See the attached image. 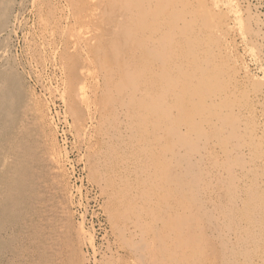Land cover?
Wrapping results in <instances>:
<instances>
[{
	"label": "bare ground",
	"instance_id": "bare-ground-1",
	"mask_svg": "<svg viewBox=\"0 0 264 264\" xmlns=\"http://www.w3.org/2000/svg\"><path fill=\"white\" fill-rule=\"evenodd\" d=\"M2 45L0 141L41 94L0 146V264H264V0H0Z\"/></svg>",
	"mask_w": 264,
	"mask_h": 264
},
{
	"label": "rangeland",
	"instance_id": "rangeland-1",
	"mask_svg": "<svg viewBox=\"0 0 264 264\" xmlns=\"http://www.w3.org/2000/svg\"><path fill=\"white\" fill-rule=\"evenodd\" d=\"M3 47H4V45H2V49L0 50V55H2L1 54V53H3L2 51H4V49L6 48V47L5 48H3ZM16 80H17V77H16ZM17 82H18V80H17ZM40 94L41 93H40L39 89L35 90L33 88V86L30 83L26 82V81L21 82V84L17 86V103H16V106H15V110L17 111V113L15 111V113L13 115V118H12V120L9 123V126H8L9 135L8 136L6 135V137L4 139H1L0 146L3 145L4 143H6V141L8 139H10L13 135H15V133L17 132L18 123H19V121L21 119V114H20V111H19L20 108H22V107L26 106L27 104H29L30 102H32L34 100L35 96L38 97ZM56 111H57V108H54V110H52V115L53 116H55V114H56L55 112ZM55 119H57V118L55 117ZM55 123H57L56 120H55ZM62 125L63 124H58V126H57L59 129H57L58 132H57V136H56V145L57 146L59 145V147H61L63 149H66L67 151H70V153H71L72 152L71 149H70L71 148L70 147L71 146V141H69V140H67L65 138L64 133H63L65 128H63L64 125L63 126ZM64 139L66 140L65 142H64ZM66 145H67V147H66ZM35 149H36V145H33V144H30V146L27 147V149H26V152H27V155H28V160H27L28 181H26V186L28 187V191H30V194H31L30 198H29L30 199L29 200L30 204L28 203L29 204L28 205L29 206V215L30 214L31 215L35 214V215H37V218H39L40 216H44L43 215L44 211L42 209V206H43V203L46 200V195L43 192V189L41 188V186L39 184V179L40 178L42 180H44V174H43L44 171L42 170V167H38V166L41 165V163H40L41 161L40 160L38 161L39 156H38V154H37ZM70 158L73 161V166H74V173L71 174L72 175L71 184L75 185L76 187H83V191H84L83 194L84 193L86 194L87 185L83 181V179H81L82 176H83V171H81L82 169L77 164L78 157H77L76 152H72V154H70ZM182 158H184V157H182ZM179 160H180V162L182 161L181 157H179ZM180 162H176L175 166L182 167L183 166V162H182V165L179 164ZM78 167H79V169H78ZM0 169H2L1 171H5L4 170L5 168L3 166H0ZM69 169H70V173H72V169L70 167H69ZM1 175H2L3 179L7 178L6 173H3ZM77 212L78 213L76 214L75 219L73 220L74 223H77L78 221L80 222V219H81L80 214H83L85 212V210H84V208H81V209H78ZM205 213L208 215L207 217H206V215L204 213H202L200 215L202 217V218L200 217V219L202 220L201 222L203 223L204 228L209 226L208 225L210 223L209 220L211 219L210 214L207 213V212H205ZM203 218H206V219L204 220ZM87 219H88V222H87L88 226L87 225L86 226L88 227V229L91 228L90 230H92V228H93L94 230H92V231H94V234L96 233V235H98V233H99V231H98L99 230V224H98L97 220L96 219H92L91 216H89ZM32 221H33L32 218H30L28 220V224L30 225L29 227L32 226L31 224H33V223H30ZM205 221H208V223L205 222ZM40 227H41V232L44 233L43 225L41 224ZM31 229H32V227H31ZM207 252H209V253L207 254ZM84 253L87 254L86 251H84ZM219 253H220L219 246L215 242L210 240L209 243L206 244V255L209 258L210 257L213 258V256L214 257L218 256ZM47 259H48V262H46V264H55V262L52 261V258L51 259L47 258Z\"/></svg>",
	"mask_w": 264,
	"mask_h": 264
}]
</instances>
